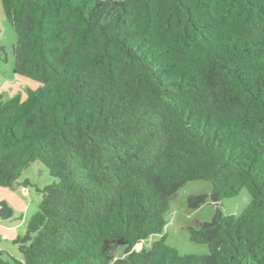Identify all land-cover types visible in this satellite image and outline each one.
Listing matches in <instances>:
<instances>
[{"label":"trees","instance_id":"1","mask_svg":"<svg viewBox=\"0 0 264 264\" xmlns=\"http://www.w3.org/2000/svg\"><path fill=\"white\" fill-rule=\"evenodd\" d=\"M1 5L12 71L41 87L0 97V188L31 186L18 179L36 161L54 179L37 189L14 264H264V0ZM191 181L211 185L216 206L242 189L250 205L189 229L207 255L164 238L135 251Z\"/></svg>","mask_w":264,"mask_h":264},{"label":"rangeland","instance_id":"2","mask_svg":"<svg viewBox=\"0 0 264 264\" xmlns=\"http://www.w3.org/2000/svg\"><path fill=\"white\" fill-rule=\"evenodd\" d=\"M15 42V34L3 13L0 0V47L4 50L3 54L0 53L2 57L0 97L3 102L16 97L24 101L28 91H36L41 87L39 83L13 73L12 46ZM25 180H28L31 186L0 188V201L5 202L12 210L11 220H0V251L3 253L2 259L11 264L20 260L19 252L13 241L24 233L29 218L36 213L41 201V195L37 189H42L54 182L45 166L38 161L23 170L18 183L21 184ZM211 193V185L203 181H191L184 184L169 203V210L164 216L166 225L163 233L151 236L142 244L137 245L134 250L139 251L142 247L149 248L153 242L164 238L165 244L175 249L179 255H207L209 252L207 245L190 241L189 229L197 228L200 223L211 222L217 209L224 216L238 217L251 202L246 189H242L235 198L221 201L217 206L209 200ZM198 195L207 196V202L197 209L188 208V197ZM121 254L122 252H118L117 256Z\"/></svg>","mask_w":264,"mask_h":264}]
</instances>
